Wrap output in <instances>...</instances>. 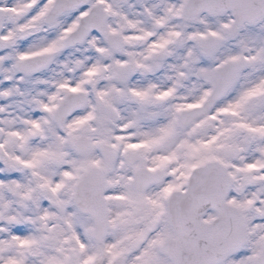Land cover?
<instances>
[{"label":"snow or ice","instance_id":"6c2138e0","mask_svg":"<svg viewBox=\"0 0 264 264\" xmlns=\"http://www.w3.org/2000/svg\"><path fill=\"white\" fill-rule=\"evenodd\" d=\"M0 264H264V0H0Z\"/></svg>","mask_w":264,"mask_h":264}]
</instances>
